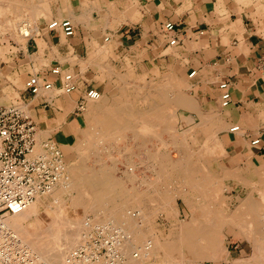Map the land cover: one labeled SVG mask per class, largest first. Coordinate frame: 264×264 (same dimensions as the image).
<instances>
[{"label":"crops","instance_id":"1","mask_svg":"<svg viewBox=\"0 0 264 264\" xmlns=\"http://www.w3.org/2000/svg\"><path fill=\"white\" fill-rule=\"evenodd\" d=\"M55 18L71 19L74 34L49 29ZM166 21L176 24L169 35ZM24 24L28 32L19 30ZM170 36L178 37L177 44H169ZM101 48L120 70L188 77L203 113L201 133L217 136L222 152L215 165L221 174L201 176L192 183L202 186H190L188 194L211 199L215 184L228 206L186 204L206 231L216 221L221 228L224 252L201 263L264 264V0H0V90L18 88L13 79L25 82L56 65L79 80L71 93L55 87L46 94H22L40 132H48L43 136L59 143V135L80 126L84 111H76L78 99L88 87H102L89 75L100 69ZM223 81L231 95L228 105L221 103ZM255 138L259 142L252 143ZM204 164L213 167L210 160Z\"/></svg>","mask_w":264,"mask_h":264},{"label":"rangeland","instance_id":"2","mask_svg":"<svg viewBox=\"0 0 264 264\" xmlns=\"http://www.w3.org/2000/svg\"><path fill=\"white\" fill-rule=\"evenodd\" d=\"M103 49H105V48H101V50H100V52H103V55H100V58L98 61V65L100 68L99 71L95 74L89 72V75H92L94 77L95 81H97L96 83L99 82L101 84L102 87H99L101 96L103 98H105L108 103H110V102L112 103L116 97L118 99H120L121 101L131 100L133 102L136 110H138V109L143 110V109L147 108L151 102L156 101L159 103V108L161 110L163 109V113H164L165 118H163L162 122L159 121V125L153 126L154 129H152V130L154 131V133L157 131L156 134L150 136L151 135L150 133H153V131L151 132L150 129H149L150 131L148 130L149 134L147 135V138L149 140L147 138L146 139L149 142L146 140V143H145L146 145L145 144L142 145L140 143H138L139 144L138 145L136 143L137 141H135V140L134 141L136 144L133 143V140H132L133 138H131L132 136L117 135L116 137H118V140H116V137L113 138L114 136L110 137V138L106 137L107 138L106 139L105 136L99 131V129H95L94 127H93L94 128L93 129L90 126V123L88 122L87 115H86L88 109L83 110L84 115H83L80 126H78V125L74 126V128L71 129V132L69 135L62 134V135H59L60 137L57 138L59 141V143L58 142L57 143L61 147V149L64 153V158H65V169H63L64 172L61 175V177L63 178L64 176L65 177L68 176L70 174V171H68V169L70 167H72L73 165L79 164L80 151H77V150L78 149L80 150V147H82V145L87 146V150H85V151L88 153L90 151V153H89L90 155L87 153L88 156L86 157L87 160L85 161V165L87 168H89V170L93 166H95V167H93L92 169L99 170L102 167L101 165H103V164L104 165H106V164L110 165V167L108 169L109 175L111 173L113 176H118L117 178H120V179L125 178L124 179L125 181L123 180V183H121V185H122L121 187L123 190L128 189V191H130L132 187H135L136 190H138L139 192L144 189L143 191H147L148 195L151 194V196L146 197L143 200L142 204L140 205V207H142L144 212L149 214L148 222L146 223V225H144L142 227L143 233H145L146 237L151 235V236L155 237L156 239H158L159 243H162V244L181 243L180 239H178L180 237L179 233L181 232L180 227L181 226L183 227V228L181 227V230L183 231L185 229L187 223L193 219L192 218L193 216L189 215V211L187 209L186 204L187 205H189V204L194 205L195 204V205L202 208L204 200L206 201L205 203L208 206L210 204H212V206L217 205L218 207L222 203H224L226 205V202L224 200H221L220 196L218 195L221 191V188L218 189L219 191L217 190L216 193L214 192V189H213L211 199H204L203 200V196H199V197L194 198V195H192V197H191L186 192L187 189L190 188V184H188L189 182L187 183V181L182 176H179L178 173H176L175 171L170 169L168 166H165V168L163 167V169H162V171H164L165 173L161 172V170L159 171L160 173H158V171H157L158 166L157 165L159 163H158V161L155 160V155H156L155 149H156V151H160L161 153H163L165 155L166 154H168L170 156L172 155V158L175 157L174 159L181 158L182 156H185V158H186V155H189L190 157H188V156L187 157L190 158L191 162L193 163L194 160H197V161L199 160V157L203 153V152L201 153V149L203 148V146L206 143L211 142V140H213L214 136H205L201 133V132H203V129H202V127H203L202 126V124H203V113L200 109L201 105L196 103L197 99L195 97H193V95L190 93L188 77H183V76L179 77V76L174 75V78H173V76L170 75L171 73H167V72H160L158 76L154 75V77H153V75H152V76L147 77V75L145 73H144L145 75H142V74H140L139 71H133V70L132 71H123V70L119 69V65H118V67L114 66L113 62L110 61L109 55L106 53V51H103ZM91 58L92 57H87V61L86 60L85 61L89 62V64H93V63H90V60H92ZM5 59L11 61L10 56H7ZM82 60H84V59H82ZM13 82L15 85L18 86V88L17 87L6 88V89L2 88L0 90V104L9 103L12 101H17V103L22 107V109L24 110L25 113L31 114L30 106L28 104H25L24 103L25 101L21 100L22 94L25 93V91H24L25 82H23L20 79V77L13 79ZM164 99L167 100L166 101L167 103L164 101ZM148 101L150 103H148ZM178 102H179V104H178ZM185 105H188V106H185ZM192 108H193V110H192ZM83 111H81V112H83ZM77 112H79V111H77ZM162 124H163V126H162ZM165 124H166V127H165ZM188 127H189V129H187ZM163 128H165V129L167 128V129L162 131ZM155 129H156V131H155ZM40 131H43V130L41 128H38V133ZM67 131L69 132L70 130H67ZM99 132L101 134H99ZM45 133L48 136V132H43V133L40 132L38 137H40V138L47 137L46 135L43 136V134H45ZM87 133L89 135H87ZM158 133L160 135L157 138ZM96 134H97V136H96ZM171 134H173L174 137L177 134L176 139ZM169 135H171V137ZM98 136H100V137H98ZM97 137L100 139H98ZM60 138L63 139V141H61ZM94 138H97L98 140L94 139ZM216 138H217V141H219L217 136H216ZM161 139H163V140H161ZM172 140H174V141L172 142ZM178 140L180 141L179 144H178V142H179ZM64 141L68 145L67 147L62 145ZM175 141H177V142L175 143ZM138 142H141V141L138 140ZM182 142L184 144H182ZM80 143H82V145ZM90 143L91 144L94 143V144L91 145ZM100 143L103 145H101ZM174 144L177 145V147L174 146ZM154 146H156L157 148L159 146V150H157V148ZM181 146H182V150H179L181 148ZM76 147L78 149H76ZM97 147H98V149H97ZM106 147H109V148H106ZM67 148H69V149H67ZM104 148H106V150ZM146 148H148L149 150ZM96 149H97V151H96ZM100 149H103V151L104 150L107 151L109 149L108 151H110V152L107 151L108 152V154H107V152L105 153V151L101 152ZM92 151H96V153L94 152L95 154H91ZM150 152H152L153 154ZM179 152H181V153L184 152V153L181 154ZM96 154H99V155L97 156ZM103 154H104L103 158L105 160L102 158ZM149 155L150 156L152 155V159L150 158ZM212 155L214 157V159L211 160L212 166H213L212 167L213 171H219L218 169H216L218 167L215 166L216 164L219 165L220 161H221L222 152H221L219 146L215 149V151H213ZM75 156H76V158H75ZM99 156H101V158ZM108 156H110V157L112 156L113 158H110ZM95 157L98 160L97 162H96V159H94ZM131 158H132V160H130ZM72 160H74V161H72ZM109 163H111V164H109ZM111 165H113L116 170H113L114 167H111ZM190 165H192V164H190ZM128 166L130 168L132 166L134 167L133 171L136 174V179H134V181L133 180H131V181L127 180L126 181L127 171H128V173H129V171H131ZM199 168H200L199 170L201 172H203V171L205 172L207 169V168L205 169L204 166L201 164L199 165ZM123 169H126V170H123ZM156 174H157V176H156ZM159 176L161 177V179ZM144 177L146 179H150L151 181L154 180V182H152L153 185L152 184H151V186L148 185L147 189H146V185H145L146 183L143 182ZM155 179H157L158 181L155 182ZM112 181L115 182L113 179H112ZM214 185L215 184H213V188L215 187ZM156 191L159 194H157ZM182 192L186 193V195H183V196L188 197L190 200L187 198H186V200L184 198L182 199L181 198ZM75 194H76L75 190H70L69 192L65 193L63 195L64 197L61 199L62 200V208H59V206H58L59 203L57 204L56 201L52 200L53 198L51 197V193H49L48 191L45 193H41L39 198H42V199L45 198L46 203L42 204L39 208V211H38L39 212L38 218L40 219V222H41V225H40L41 228L40 227L39 228L42 229L43 227L47 226L48 223H50L48 221H52V219H59L60 218V219H65V220L67 219L68 221L65 222L64 224L66 226L69 225L70 227H68V228L73 230L72 228H75L74 226H76L78 224V221L82 222L83 220L85 221L86 219L88 221L91 220L89 225H87V227H85L86 229L80 230L81 233H79V230L77 231L78 232L77 234L78 235L80 234V237H81L80 240L82 243L88 233L94 234L96 232L95 231L96 227L93 228L95 226L94 223L102 221L100 223L103 224L107 220H109V221L112 220L113 216L110 215V216H104L103 217L102 212L98 211L99 212L98 213V212H96V210L95 211L89 210V208H87L84 204H81V202L74 204V195ZM152 196H154V197H152ZM162 196L164 198H163V200H160V198L162 199ZM156 197H157V199H156ZM174 198H175V200H174ZM222 201H224V202H222ZM118 202H119L120 211L124 214H127L129 211L132 213H135V214L140 212V210L137 209L138 206L132 207L131 204L126 205L127 201H126V199H124V197H120L118 199ZM193 202H194V204H193ZM130 205H131V207H129ZM127 209H128V211H127ZM107 218H109V219H107ZM35 219H34L35 222L39 221L38 219L37 220H35ZM31 220H32V218H31ZM69 220L72 223H70ZM179 221H180V223H179ZM100 223H98V224H100ZM113 223H115V221H113ZM216 223H217V221H216ZM213 227H216V229L219 231L218 232V241L219 242L217 243L218 249L219 250L220 249L225 250V246L223 244L224 243L223 238H221L222 233L220 232L221 230H220L219 225H213ZM75 229H77V228H75ZM122 231L125 235L127 234L126 232H124V230H122ZM74 232L76 233V231H74ZM85 232H87V233H85ZM112 232H115V230L114 229H106V233H107L106 235L107 236L112 235ZM83 234H85V236ZM130 234L131 233H129V235L128 234L127 235L130 237ZM81 235H83V236H81ZM151 236H149V237H151ZM220 239L222 241H220ZM79 246H80V244L78 243V246L75 247L73 252L76 251L79 248ZM127 248H128L127 252H130L131 254L134 251H136V250H133L129 247H127ZM158 252H157V254L151 255L148 259H145L146 261L144 264H146L147 261L149 264L150 263H152V264H155V263L156 264H171V263L172 264H200L201 261L212 260V259H215L216 257L220 256V254H218V256L217 255L215 256V253L212 252L213 253L212 256L209 254L206 256H201V257L198 256L197 257L192 252H190L186 248H182V247H178L176 249H173V248L172 249H169V248L166 249L165 248V251H164V248L159 247ZM223 252L224 251H219V253H221V255ZM187 256H189V257H187ZM164 259H166V261ZM178 259H180V261H178ZM176 262H178V263H176Z\"/></svg>","mask_w":264,"mask_h":264},{"label":"bare ground","instance_id":"3","mask_svg":"<svg viewBox=\"0 0 264 264\" xmlns=\"http://www.w3.org/2000/svg\"><path fill=\"white\" fill-rule=\"evenodd\" d=\"M19 30L22 31V32H28L29 31L28 28L25 26V24L21 25ZM119 100L120 99H118L116 97L115 100L112 103L110 102L111 103L110 104V103H108L106 101L105 98H103L101 96V93H100V96H98L97 98H88L86 100V106H87L86 109H88L86 115H87L88 122L90 123V126L92 128L94 127L95 129H99V131L105 136V138L106 137L110 138V137H113V136H114L113 138H115L117 135L132 136L131 138H133L132 139L133 143H135V141H137L136 142L137 144L140 143V144L144 145L146 143V140L148 139L147 135L149 134V131L151 130V132H152L153 131L152 129H154L153 126L159 125V121L162 122L163 118H165L164 113H163V109L161 110L159 108V103L156 102V101H153L151 103L148 101V103H150V105L146 102L149 105L147 108H145L143 110H140V109L137 108L138 110H136V108L134 107V104H133V102L131 100H126V101H121V100L119 101ZM164 101L166 102L167 100L164 99ZM178 104H179V102H178ZM185 106H188V105H185ZM192 110H193V108H192ZM162 126H163V124H162ZM165 127H166V124H165ZM166 129L163 128L162 131H164ZM187 129H189V127ZM155 131H156V129H155ZM100 132H99V134H101ZM88 133H87V135H89ZM156 133H157V131L155 133L153 131V133H150L151 134L150 136H152V135H154ZM159 135L160 134L158 133L157 138L159 137ZM171 135L174 137L173 134H171ZM171 135H169V136L171 137ZM96 136H97V134H96ZM176 136H177V134H176ZM176 136L174 137L175 139H176ZM98 137H100V136H98ZM97 138H94V139H97ZM215 138H216V136H214V138H213V140H211V142L206 143L203 146V148L201 149V153L202 152L203 153L199 157L198 161L194 160V162H193L194 164L191 162V159L188 158V157H190L189 155H186V158H185V156H182V157L180 156L181 158L174 159L175 157L172 158V155L171 156L168 155V154L165 155V154L161 153L160 151H156V149H155V153H156V155L154 154L155 155V160L158 161V163H159L157 165L158 166V169H157L158 173H160L159 172L160 170H161V172H164V171H162L163 167L165 168V166H168L170 169H172L173 171L178 173L179 176H182L187 181V183L189 182L188 184H190V186L193 187V188H194V186H196L198 188L200 186H202V184H200V186H199V185H197L198 183L197 184H193L192 183V182H195V180L200 179L201 176L202 177L203 176H207V177L210 176V177H213V178H215L216 176H219L221 174L220 167L216 168L219 171H213V168H209L207 166H206V168H207L206 169L205 168V164H204L205 160H210L211 161L212 159H214L212 153L220 145V142L217 141V138L216 139ZM98 139H100V138H98ZM116 140H118V137H116ZM138 140H140L141 142H138ZM161 140H163V139H161ZM174 140H172V142ZM176 142L177 141H175V143ZM82 143H80V144L82 145ZM179 143H180V141L178 142V144ZM93 144L94 143H92L91 145H93ZM182 144H184V143L182 142ZM101 145H103V144H101ZM174 146L177 147V145H175V144H174ZM98 147H97V149H98ZM154 147H156V146H154ZM106 148H109V147H106ZM106 148H104V149L106 150ZM76 149H78V148L76 147ZM97 149H96V151H97ZM146 149H148V148H146ZM85 150H87V146H83V145H82V147H80V150L79 149L77 150V151H80L79 164L78 165H73L72 167H70L68 169V171H70V174L68 176H66V177L64 176L63 178L61 177L59 180H57V182H55L52 185V187L50 188V190L48 192L51 193V197L53 198L52 200L56 201L57 204L59 203L58 204L59 208H62V200L61 199L64 197L63 195L65 193L69 192L70 190H75L76 194L74 195V204L81 202V204H84L87 208H89V210H92V211L96 210V212H98V211L102 212L103 217L104 216H110V215L113 216L112 220L115 221L114 225H116L118 227H121L125 232H127L128 235H129V233H131L130 237H129L130 238L129 241L122 245L123 253L126 256V259L123 262V264H144L145 261H146L145 259H148L153 254H157V252L159 251V247L164 248V251H165V248L166 249H168V248L169 249H172V248L176 249L178 247L186 248L187 250L192 252L197 257L198 256H200V257L201 256H206V255H209V254L212 256V254H213L212 252L215 253V256L216 255L218 256V254H220V256H221V253H219V251H224V250H221V249L219 250L218 247H217L218 246L217 243L219 242L218 241V232L219 231L216 229V227H213V226H212V229L210 228L211 231L210 230L206 231L204 223L202 224V222H200V220L198 218H195L194 217L195 215L192 217L193 219L187 223V225H186V227H185V229L183 231L181 230L182 226L180 227V231L181 232L179 233L180 237L178 239H180L181 243L162 244V243H159L158 239H156L155 237H153L151 235H149L151 237H149V236L146 237L145 233H143V228L142 227L144 225H146V223L148 222L149 214L145 213L144 210L142 209V207H140V205L142 204L143 200L146 197L151 196V194L148 195L147 191H143L144 189L139 192L138 190H136L135 187H132L130 191H128V189H126V190L124 189L123 190L122 187H121L122 186L121 183H123V180L125 178L124 179L117 178L118 176H113L111 173L109 175V173H108L109 170L108 169H109L110 165H107V164L104 165L103 164L104 166L101 165L102 167L100 169L98 168L99 170L92 169L93 167H95V166H93L89 170V168H87L86 165H85V161L87 160L86 157L88 156L87 155L88 152H86ZM157 150H159V146H158ZM179 150H182V146H181V148ZM96 151H92L91 154H95ZM100 151L102 152L103 149H100ZM107 151H105V153ZM108 152H110V151H108ZM108 152H107V154H108ZM89 153H90V151H89ZM150 153H152V152H150ZM179 153H181V152H179ZM183 153H181V154H183ZM96 155L98 156L99 154H96ZM99 157L101 158V156H99ZM103 157H104V154H103L102 158ZM108 157H110V156H108ZM75 158H76V156H75ZM110 158H113V157L111 156ZM150 158L152 159V155L150 156ZM94 159H96V157ZM130 160H132V158ZM72 161H74V160H72ZM97 161L98 160L96 159V162ZM109 164H111V163H109ZM190 164H192V165H190ZM200 164L203 165L204 168L206 169L205 172L204 171L201 172L199 170L200 169L199 168ZM111 167H114V166L111 165ZM129 169L131 171H129V173L127 171L126 181L127 180L128 181L129 180L130 181L131 180L134 181V179H136V174L133 171L134 167L133 166L131 168L129 167ZM113 170H116L115 167H114ZM123 170H126V169H123ZM63 172H64V170H63ZM156 176H157V174H156ZM112 179L115 182H113ZM157 179H155V182L158 181ZM160 179H161V177H160ZM143 182L146 183L145 185H146V189H147L148 185L151 186V184H152V182H154V180L151 181L150 179H146L144 177ZM214 186H216V185H214ZM188 190L189 189H187V191H186L187 193H188ZM222 193H223V191H222ZM157 194H159V193L157 192ZM183 195H186V193L182 192V196ZM39 197H40V195H38L37 198L33 202H31L28 206H26L22 211H20L18 213H13V214H6L3 222L5 223V226L7 227V229L9 231H11L15 235H17L16 241L17 242H21L26 248L28 247L32 251V254H33V256L35 257V260H36L35 264L40 263V262H43V263H46V264H63L65 259H66V257H68V255H70L73 252L75 247L78 246V243L81 244V240H80L81 237H80V234L79 235L77 234L78 233L77 231L79 230V233H81L80 230L86 229L85 227H87V225H89L91 220L88 221L86 219L84 221L82 219L84 222L83 221L82 222L78 221V224L76 226H74L77 229L72 228L73 230H71L70 228H68V227H70L69 225L66 226L64 224L65 222L68 221L67 219L66 220L65 219H60V218L59 219H52V221H48L50 223H48V225L45 226L46 228L43 227L44 229L43 228L40 229L41 228V226H40L41 222H40V219L38 218V214H39L38 211H39L40 206L42 204H45L46 202H45V198L42 199V198H39ZM120 197H124V199H126V201H127L126 205L131 204L132 207L138 206L137 209H139L140 212H138L137 214L132 213L130 211L127 214L122 213L120 211L119 202H118V199ZM152 197H154V196H152ZM157 197H156V199H157ZM163 198L164 197L162 196V199L160 198V200H163ZM175 198H174V200H175ZM183 198L185 200H186V198L189 199L188 197H185V196H183ZM204 199H206V198H203V200ZM205 202L206 201L204 200L202 207L207 205ZM222 202H224V201H222ZM193 204H194V202H193ZM248 204L246 203V205H248ZM131 205L129 207H131ZM127 211H128V209H127ZM191 216H192V214H191ZM31 218H32V220H31ZM34 219L35 220L38 219L39 221L35 222ZM107 219H109V218H107ZM112 220L111 221L107 220L104 223H108V222H112L113 223ZM208 220H209V218H208ZM239 221H241V220H239ZM69 222H70V220H69ZM100 222H102V221L96 222L94 224H97V223H100ZM249 222H251V221H248V222L245 221L246 224L249 223ZM70 223H72V222H70ZM179 223H180V221H179ZM237 223H235V224H237ZM212 224L215 225L216 223L214 222ZM223 225H224V223H223ZM248 226H249V224H248ZM74 231H76V233ZM85 233H87V232H85ZM83 235L85 236V234H83ZM83 235H81V236H83ZM222 237L223 236L221 235V238ZM220 241H222V240L220 239ZM127 247H129V248H131L133 250H136V251H134L136 253L133 254L134 253L133 252L131 254L130 252H127V249H128ZM187 257H189V256H187ZM164 260L166 261V259H164ZM178 261H180V259H178ZM176 263H178V262H176ZM146 264H149L148 261L146 262ZM150 264H152V263H150Z\"/></svg>","mask_w":264,"mask_h":264},{"label":"built area","instance_id":"4","mask_svg":"<svg viewBox=\"0 0 264 264\" xmlns=\"http://www.w3.org/2000/svg\"><path fill=\"white\" fill-rule=\"evenodd\" d=\"M48 28L61 29L66 36H72L75 32V26L69 18L51 19ZM173 31H176V24L166 21L164 32L169 35ZM168 42L171 45L177 44L178 37L170 36ZM78 86L79 80L75 72L64 71L56 65L49 73L28 76L24 91L32 95L46 94L56 87L58 93H71ZM219 87L222 89L221 103L228 105L231 98L228 83L223 81L219 83ZM98 96L99 89L88 87L78 99L76 111L84 110L88 98ZM24 99L23 96L21 100L25 101ZM231 129H238V125ZM257 142L259 138L252 140V143ZM63 168L65 169L64 153L57 141L52 137L39 139L37 124L17 101L0 104V264L36 263L32 251L16 241L17 235L7 229L3 220L6 214L22 211L38 195L49 191L61 178ZM95 227L96 232L88 233L80 244V249L77 247L63 264H123L126 256L122 245L130 239L129 236L112 222L97 223L93 228ZM106 229H114L115 232L107 236Z\"/></svg>","mask_w":264,"mask_h":264}]
</instances>
